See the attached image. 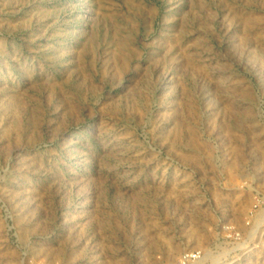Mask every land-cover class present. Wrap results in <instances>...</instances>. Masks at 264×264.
<instances>
[{"label":"rangeland","instance_id":"1","mask_svg":"<svg viewBox=\"0 0 264 264\" xmlns=\"http://www.w3.org/2000/svg\"><path fill=\"white\" fill-rule=\"evenodd\" d=\"M0 264H264V0H0Z\"/></svg>","mask_w":264,"mask_h":264},{"label":"built area","instance_id":"2","mask_svg":"<svg viewBox=\"0 0 264 264\" xmlns=\"http://www.w3.org/2000/svg\"><path fill=\"white\" fill-rule=\"evenodd\" d=\"M189 255H193V253L192 254H187V256H189Z\"/></svg>","mask_w":264,"mask_h":264},{"label":"bare ground","instance_id":"3","mask_svg":"<svg viewBox=\"0 0 264 264\" xmlns=\"http://www.w3.org/2000/svg\"><path fill=\"white\" fill-rule=\"evenodd\" d=\"M199 248V247H198Z\"/></svg>","mask_w":264,"mask_h":264}]
</instances>
